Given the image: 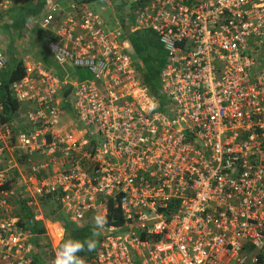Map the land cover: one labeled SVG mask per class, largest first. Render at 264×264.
Here are the masks:
<instances>
[{
    "label": "built area",
    "instance_id": "2783aa9c",
    "mask_svg": "<svg viewBox=\"0 0 264 264\" xmlns=\"http://www.w3.org/2000/svg\"><path fill=\"white\" fill-rule=\"evenodd\" d=\"M128 2L126 30L78 0L36 22L59 74L22 54L24 76L10 86L21 108L16 132L0 123V264H35L40 253L53 264L66 235L46 217V198L76 226L119 213L83 264H259L264 0ZM12 3L0 0V25ZM126 31L163 46L155 95ZM6 66L0 50V73Z\"/></svg>",
    "mask_w": 264,
    "mask_h": 264
},
{
    "label": "trees",
    "instance_id": "16d2710c",
    "mask_svg": "<svg viewBox=\"0 0 264 264\" xmlns=\"http://www.w3.org/2000/svg\"><path fill=\"white\" fill-rule=\"evenodd\" d=\"M57 1L60 0H25V4L23 3L17 11L14 10V15L12 13L14 28L17 31L22 32L26 25H28L32 20L37 19L41 16L42 10L48 2L54 4ZM78 1L89 6L90 4H93L98 0ZM119 22L123 26L124 30H126L127 24L125 21H123V18L120 17ZM37 34L40 35V43H33V46L37 48L35 60L41 62L45 67L52 69L53 72L59 74L57 68L52 63L45 47L50 35L45 32H41V30H39ZM32 36H35L34 32ZM125 38L130 46V56L133 61L134 69L137 71L142 85L147 87L152 94H157L159 74L166 63V54L163 46L159 43L157 37L150 31H126ZM29 46H31V44ZM22 53H24L22 48L18 53H10L9 57H7L6 68L3 72L0 73V123L10 124L13 127L14 132L18 130V113L21 107L13 98L10 86L11 83L21 80L24 76L22 61L19 60ZM11 65H14V69H12L9 73L8 70ZM44 200V210L46 217L53 221L56 220L60 222L65 230V238L71 237L85 240L90 236L92 229L95 227L93 223L85 222L81 226L70 224L65 216L56 215V209L55 207L52 208L53 204L50 198H46ZM22 214L25 218L29 217L28 214L23 210V208ZM121 224L122 221L120 219L119 213L114 210H110V215L108 216L106 225L118 226ZM27 230L29 233L37 237L36 241L38 246H48L46 239L42 238L44 231L40 226H32L30 228H27ZM100 239L101 238L99 236L97 238L94 251H85L80 253L83 262L90 260L95 255L100 244ZM51 259H53L52 255L40 253L36 256L35 264H48ZM259 264H264V257L259 258Z\"/></svg>",
    "mask_w": 264,
    "mask_h": 264
},
{
    "label": "crops",
    "instance_id": "0c3cea01",
    "mask_svg": "<svg viewBox=\"0 0 264 264\" xmlns=\"http://www.w3.org/2000/svg\"><path fill=\"white\" fill-rule=\"evenodd\" d=\"M72 1L73 0H60V1L55 2L54 4L48 2L47 5L43 8L41 16L37 19L32 20L28 25H26V27L22 30V32H19L14 28L12 13L14 10L17 11L22 6L23 3L25 4V0H13V3L10 9L4 15L3 22L0 25V32L1 30L7 29L9 30L8 34L10 35V41L6 42L7 38L5 37L6 38L5 43H2V45H0L1 52L7 58L9 57L10 53L12 54V51H14V53L16 52L18 53L19 50L21 51V48L22 50L29 49L31 47L29 46L31 42L28 38L31 39L32 43H40L39 42L40 35L37 34L40 29L38 28L37 23L41 19L46 17L47 15H55V16L60 15V14L65 15L67 11L69 10L68 8L72 4ZM10 10H11V13H10ZM25 32L29 34L25 35ZM32 32L35 33V36H31L33 34ZM41 32H44V31H41ZM45 33L49 34V32H45ZM25 36H29V37H25ZM48 41H49V38L46 43H48ZM13 45H14V49L12 48ZM45 47L47 48V45H45ZM31 51L33 52V55H34V58L32 60L36 61L35 55H36L37 48L33 46V48H31ZM22 54H21V58H22Z\"/></svg>",
    "mask_w": 264,
    "mask_h": 264
},
{
    "label": "rangeland",
    "instance_id": "374dc122",
    "mask_svg": "<svg viewBox=\"0 0 264 264\" xmlns=\"http://www.w3.org/2000/svg\"><path fill=\"white\" fill-rule=\"evenodd\" d=\"M88 9L94 15H96L100 21L105 23L108 28H111L115 22L119 21L120 17L123 18V21H125L126 23H130L129 20H130L131 14H130V5H129L128 0H98L93 4H90L88 6ZM8 33H9V30L7 29L1 30L0 45H2V43H5L6 38H7L6 42L10 41V35ZM28 34L29 33L25 32V35H28ZM25 37H29V36H25ZM28 39L31 42V48H33V43L31 39L30 38ZM12 48L14 49V45ZM31 48L23 50L24 51L23 56L26 55L30 59H33L34 55H33V52L31 51ZM12 52L13 54H15L14 51ZM12 69H14V65L10 66L8 72L10 73ZM68 72L70 76H75L77 80L80 82L91 80L90 74L85 70L68 68ZM53 207L54 205H52V208Z\"/></svg>",
    "mask_w": 264,
    "mask_h": 264
},
{
    "label": "clouds",
    "instance_id": "9594fccd",
    "mask_svg": "<svg viewBox=\"0 0 264 264\" xmlns=\"http://www.w3.org/2000/svg\"><path fill=\"white\" fill-rule=\"evenodd\" d=\"M95 227L88 238L80 240L76 238H65L59 245L53 264H83L80 256L82 252H92L95 250L97 238L101 235V230L107 224L104 216L94 218Z\"/></svg>",
    "mask_w": 264,
    "mask_h": 264
}]
</instances>
